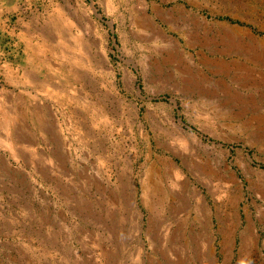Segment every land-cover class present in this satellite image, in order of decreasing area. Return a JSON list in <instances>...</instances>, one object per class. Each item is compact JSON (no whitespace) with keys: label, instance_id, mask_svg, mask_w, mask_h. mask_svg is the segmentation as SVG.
<instances>
[{"label":"rangeland","instance_id":"rangeland-1","mask_svg":"<svg viewBox=\"0 0 264 264\" xmlns=\"http://www.w3.org/2000/svg\"><path fill=\"white\" fill-rule=\"evenodd\" d=\"M5 120L0 264H264V0H0Z\"/></svg>","mask_w":264,"mask_h":264},{"label":"bare ground","instance_id":"bare-ground-1","mask_svg":"<svg viewBox=\"0 0 264 264\" xmlns=\"http://www.w3.org/2000/svg\"><path fill=\"white\" fill-rule=\"evenodd\" d=\"M109 5V4H108ZM137 24V23H136ZM146 24V23H145ZM143 25V24H142ZM147 25V24H146ZM144 27V26H143ZM156 31V30H155ZM60 35H61V33H60ZM56 36H58V35H56ZM82 37V34H80L78 31L72 36V38H71V49H72V51L73 52H78V53H84V44H85V42H84V40H83V37ZM158 37L160 38L161 36H160V32H158ZM58 38V41L59 42H61V36L59 37H57ZM98 48L100 49V55H101V58H104L105 60H106V53H105V49H104V45H103V41L101 40L100 41V43H99V46H98ZM72 52V53H73ZM70 54V53H67V54H65V55H63V57L66 59V60H68V62L69 63H77V61H78V58H76L73 54ZM80 60V59H79ZM5 116V115H4ZM3 124H4V129H5V135H4V137H0V143L1 144H3V145H5L6 147H9V149H11V150H13L14 149V147H13V144H12V140H11V138H10V136H9V122L8 121H6L5 120V122H2ZM16 150V149H15ZM171 171H172V173H173V175H175V173H177L176 172V170H175V168L173 169V168H171L170 169ZM168 172H170L169 170H167ZM171 173V174H172ZM157 174V173H156ZM156 174H153L152 172L150 173V175L148 176H145L144 178H143V184H144V186H143V189L144 190H142L143 191V193H144V195H145V197H146V200H147V198H148V200H153L154 199V201L152 202L153 204H156V203H158V199L156 200L155 199V197H158V190H157V186L158 185H156L154 182H153V179H155L156 178ZM173 175H172V177H173ZM177 176H179V174L177 175ZM177 176H176V178L174 179L175 180V182H174V184H177V182L178 183H181L182 184V182L180 181V180H178V178H177ZM159 177V176H158ZM157 180V179H156ZM185 182V181H184ZM166 183H167V181H166ZM142 184V183H141ZM158 184H159V182H158ZM187 184V183H186ZM156 185V186H155ZM168 185V184H167ZM183 185V184H182ZM185 185V184H184ZM160 186V185H159ZM181 186V185H180ZM168 187V186H167ZM159 188V187H158ZM160 190V189H159ZM192 193V197H193V201H195L196 202V212H197V214H199V213H203V201H202V199H201V197L198 195L199 194V191H197V190H193V191H191ZM224 192H225V190H224ZM160 194H161V190H160ZM161 198V197H160ZM145 200V199H144ZM142 201H143V199H142ZM160 202V201H159ZM189 203V202H188ZM152 204V205H153ZM195 210V209H194ZM202 216H203V214H201ZM178 221V220H177ZM203 225H205L206 226V222L205 221H203ZM181 230L183 231V229L181 228ZM185 230V229H184ZM191 242L193 243V247H192V250H193V252H192V255H194V256H196V258L200 261V262H202V257H201V255H202V253L201 252H199V250H198V245H196L195 243H196V241L192 238L191 239ZM199 244V243H198ZM161 245H162V243H161ZM172 246V245H171ZM177 248V247H176ZM181 249V248H180ZM175 250V249H174ZM168 252V251H167ZM195 254H197V255H195ZM179 259V258H178ZM210 262V261H209ZM209 264V263H208Z\"/></svg>","mask_w":264,"mask_h":264}]
</instances>
